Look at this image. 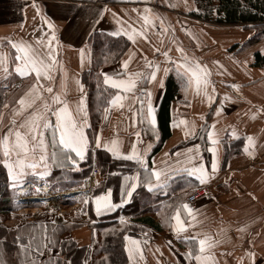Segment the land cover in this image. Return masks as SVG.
<instances>
[{"label":"crops","instance_id":"1","mask_svg":"<svg viewBox=\"0 0 264 264\" xmlns=\"http://www.w3.org/2000/svg\"><path fill=\"white\" fill-rule=\"evenodd\" d=\"M146 8L151 9V12L145 13ZM196 9L195 0H0V53L7 56L8 67L7 73L0 67V82H7L12 74L17 75L14 72L16 52L9 41L23 40L33 44L38 50H43L53 31L44 22L47 19L55 26L57 39L52 43L56 46L55 54L59 63L51 73L54 80L42 79L41 83L52 86L54 91L60 94L61 100L67 102L74 115L81 96L77 82L83 85L88 114V126L84 131L89 141L85 158L90 156L91 167L96 166L99 170L95 187L100 188L106 182L104 188L94 193V187L90 193H85L80 189L82 181L79 185L69 188L53 186L58 182L52 181L51 177L55 176L53 173L57 172L62 176L61 172L67 169L81 170L79 162L82 160L67 150H61L59 147L54 149L51 129L45 130L48 157L46 161H39V149L36 150L35 157L29 154L23 177L17 180L9 176L6 167L12 184L19 186L21 181L45 182L55 191L65 192L60 201L68 208L65 219L69 230L61 235H65L64 238L77 247H91L97 237L96 229L102 222H121L120 218L123 217V223L134 228L125 235L139 240L141 247V253H137L130 261L125 250V244L128 242L124 239L126 264H198L195 260L199 251L198 239L205 236L210 238L211 244L202 254L210 257L205 264H264V65L255 63L256 53L264 55V37L242 47L243 42L255 33L250 24L208 22L192 15ZM141 14L149 15L155 26L148 27L145 32L147 39L137 34L134 40L130 41L123 35V31H131L132 28L142 30ZM117 29L122 30L120 36L126 38L129 45L116 62L100 69L102 80L103 73L114 75L125 71L141 72L146 78H150L152 69L147 66L148 62L160 66L156 81H141L138 84V88L151 91L157 118L155 134L146 120L140 122L139 116L133 123L129 112V105H133L131 100L125 102L123 109L113 107L105 113L107 105L97 131L94 133L92 130L87 88L81 79L82 73L91 68L92 51L89 37L96 30L110 34ZM178 47L183 49V54L177 51ZM81 49L84 51L83 63ZM164 52H167L171 59H167L163 55ZM185 54L189 63L198 61L209 70L208 93L212 96L211 101L203 94L197 95L191 88L185 93L176 71V61L182 62V55ZM126 60L129 64L125 70L122 63ZM165 67L169 69L167 74L163 72ZM17 76L14 87L19 88L24 84L19 99L35 82V77L34 74L23 78ZM160 78L165 82L163 88L159 86ZM168 83L171 84L170 88H174L168 103V135L154 152L162 133L159 114ZM113 90L114 95L117 90ZM136 94L146 100L141 93ZM43 95L45 98L49 96L47 92ZM39 105L40 101H37L36 106ZM138 106L133 105L134 108ZM17 107L19 105L15 108ZM217 108L220 109L219 113ZM7 110L4 114L7 121L3 124L2 133L6 131L12 118L11 108ZM27 115L28 112H25L17 119H25ZM49 119L55 122L54 116ZM182 120L187 122L189 129L195 126L194 135L185 136V125L180 123ZM174 121L177 125L175 127ZM210 130L214 131V138L218 140L215 145L208 140L207 132ZM137 132L139 137L135 135ZM97 136L102 143L117 140L122 157L131 152L133 143L141 152L151 145L146 153L149 169L153 163L157 169H166L168 166L178 169L181 164L176 162H183L186 149L199 145L200 157L209 170L210 179L201 185L195 177L176 172L171 174L166 189L149 191L145 170L135 161L113 157L102 146L97 148ZM248 136L253 137L254 144L245 151ZM210 147L217 149L218 169L214 175H211L212 153L208 151ZM53 151L56 153L55 158L52 157ZM66 152L76 161L75 164L66 158ZM104 156L122 160L104 161ZM11 159L15 161L16 157ZM198 162L200 161L193 163ZM27 163H37V167L28 168ZM42 172L47 174L39 175ZM136 173H139V183L133 197L113 211L97 214L94 197L111 189L112 202L120 204L124 176ZM67 179L68 176L59 181H68ZM152 182L155 183L154 178ZM130 186L131 182L125 185ZM196 187H203L205 193L196 200L194 207L190 205L194 220L181 209V219L190 226L178 237L171 230L170 217L179 205L186 203V197ZM179 195L185 197L183 202L177 205L167 218L162 217L157 208L169 197ZM135 198L142 207L139 210H132ZM85 199L88 203H84ZM148 207L150 209H147ZM46 210L52 217L55 215L51 207ZM186 236H197V240H186ZM189 251L192 253L191 258L186 255ZM250 253L252 255H249ZM53 256L59 259L61 264H69L68 254L59 251L54 254L45 252L30 262L34 260L36 264H46L49 257ZM89 259L90 254L87 252L78 264H88ZM26 262L28 263V260ZM48 264L52 263L49 261Z\"/></svg>","mask_w":264,"mask_h":264},{"label":"snow or ice","instance_id":"2","mask_svg":"<svg viewBox=\"0 0 264 264\" xmlns=\"http://www.w3.org/2000/svg\"><path fill=\"white\" fill-rule=\"evenodd\" d=\"M35 6V5H34ZM151 12V9H145V13ZM39 14V9H37ZM102 16L103 13L101 12ZM142 18V30H137L132 28L131 31H123V35L131 41L134 40L135 35L144 36L149 26L154 27L153 19L150 18L147 14H141ZM44 22L47 24L49 29H52L51 35L48 37L47 43L43 46V50H38L33 44H30L26 41L13 42L9 41L12 48L15 49V67L14 72L20 77H27L31 74H34L35 82L28 89V91L21 96L17 101L19 107L12 110V118L9 120V125L7 126L6 131L0 133V151H2L3 156L5 157L4 164L8 169L9 176L13 180L22 179L24 174L25 163L28 159L29 154L35 157L36 150H40L39 161L47 160V148L45 145V137L47 129H51L52 132V147L55 149L59 147L61 150H67V152L74 153L76 157L80 160L85 159V154L89 147L88 137L84 129L88 126L87 124V111L86 103L83 94V85L78 83L79 89L81 91V96L76 104L75 115L73 111L70 110L66 101L61 100L60 94L54 91L52 86H46L44 83H41V80L44 81H53L54 77L51 75L55 71L58 60L56 56V46L52 43L55 41L56 35L54 31V24L45 19ZM99 22V21H97ZM119 23V21H117ZM161 26H163V21L161 20ZM122 34L121 29L110 33L112 36H120ZM39 43V41L37 42ZM159 51V49H156ZM178 52L183 54L182 48H177ZM264 54V53H262ZM163 55L167 59L168 53L164 52ZM84 60V51L81 49V62ZM129 61H124L122 67L126 70L128 68ZM152 71L150 72V78H146L141 72H127L116 73L110 75L108 73H103V83L110 86L113 89H116L114 95L107 101L108 108L105 109V113L108 112L110 108H120L125 107V102L131 100L133 105L138 104V108H134L133 105H129V112L131 113V119L135 123L136 118L140 117V122L143 123L145 120L154 130L157 127V118L155 108L152 104L151 91L143 88H138V84L141 81L145 83H152L157 80L158 72L160 71L159 65H154L151 62H148L147 65ZM0 67L3 68L5 73L8 72L7 67V56L3 53H0ZM169 69L167 67L163 68V72L167 74ZM176 71L177 76L181 79L182 87L187 93L188 89L191 88L197 95L203 94L211 101L212 96L208 93V85L210 80V72L206 66H202L198 61H193L189 63V58L187 55H182V62L176 61ZM164 79L160 78L159 86L164 87ZM233 87H237L233 85ZM43 90V91H41ZM215 89L213 88V91ZM47 92L49 96L44 97L43 93ZM139 92L141 96L136 93ZM37 101H40L39 107H37ZM5 108H8V105H4ZM30 110V111H29ZM25 112H28V115L25 119L18 120V117H21ZM220 112V109L217 108V113ZM54 116L55 122L53 123L49 117ZM3 119V113H0V120ZM181 124L185 125V136L190 134H195V126L191 129L188 128L186 121H180ZM173 126H177L175 121ZM139 137V133H135ZM235 135V132L233 133ZM208 140L213 144H217L218 140L215 139L214 131L207 132ZM96 147H103L108 152L112 154L113 157L121 158L122 154L119 151L118 141L113 139L110 142H101L100 137H96L95 141ZM254 144L252 136L247 137V144L245 146V151H248V147ZM151 145H148L141 152L135 143L132 144V150L129 154L124 155L122 158L135 161L140 167H142L147 173V187L149 191L153 190H163L168 186V182L171 179L172 173H186L189 177H195L201 185L206 184L210 179L209 170L205 167V164L202 162V157H200V146L194 145L192 148L186 149L184 154L183 162L177 160V164H181V167L174 169L171 166H168L162 169H157L155 164L151 169L146 162V153L150 150ZM208 151L212 153L211 159V175H214L218 169V160H217V149L215 147L208 148ZM66 152V158L71 160L75 164V160L72 159L71 155H68ZM251 154V153H249ZM55 151L52 153V157L55 158ZM167 155V154H166ZM179 155V154H178ZM15 156V161H12V157ZM200 161L198 163H193L194 161ZM189 165V166H184ZM27 167L35 169L37 163H27ZM47 167V164H45ZM18 169V171H17ZM46 172L39 173V175H46ZM154 178L155 183L152 182ZM128 182H131L130 187H125ZM139 183V173H136L132 176H124V184L121 185V203L114 204L111 199L112 191L108 189L106 193L97 195L94 197V203L96 206L97 214L101 212H110L115 210V208L120 207L122 204L127 203L130 198L133 197L134 191L137 189ZM84 203H88V200L85 199ZM181 209L191 218L195 219L192 216L193 209L188 203H182L179 205L174 212V215L170 217V227L171 230L177 234L184 232L187 227L190 225L185 224L181 219ZM121 223L124 222V218H120ZM19 242V237L16 238ZM125 241L128 243L125 244V250L128 252L129 260L132 261L134 256L137 253H141L140 241L132 239L131 237L125 235ZM186 240H197V236L184 237ZM210 238L205 236L198 239L199 251L195 256V260L198 264H205V261L209 260L210 257L202 255L206 248L211 247L209 243ZM36 241V237L32 236L29 239L28 245L20 244V249L22 253H27L31 255L33 248V243ZM52 241L47 237L45 231L42 241L40 243H35L34 250L37 253L42 254L41 249L51 250L49 244ZM170 243V242H169ZM189 258L192 257L191 251L186 254ZM249 255H252L251 253ZM30 264H36L33 260Z\"/></svg>","mask_w":264,"mask_h":264},{"label":"trees","instance_id":"3","mask_svg":"<svg viewBox=\"0 0 264 264\" xmlns=\"http://www.w3.org/2000/svg\"><path fill=\"white\" fill-rule=\"evenodd\" d=\"M197 9L192 15L198 19L217 24H250L255 30L253 36L243 42L242 47L248 46L264 37V0H195ZM89 43L92 51L91 68L82 73L81 79L87 88L88 110L92 122V130L95 133L101 121L103 110L107 107V101L111 98L114 90L103 83L100 69L103 66L116 62L127 49L129 42L123 36H112L104 31L96 30L89 37ZM255 63L264 65V55L255 54ZM18 76L11 75L7 82H0V113H3V119L0 120V133L3 129L4 114L8 108L11 111L16 107L17 99L20 96L21 87H14V82ZM167 84V91L162 99L159 114V122L162 129L159 144L154 148V152L160 146V142L168 135V103L172 97L174 88ZM7 104L8 108L4 105ZM7 115V114H6ZM104 161H120L113 157H103ZM81 170L67 169L62 171L61 175L55 172L52 181H58L54 187L69 188L79 185L82 179L87 176L91 168V157L87 156L79 162ZM98 163V162H97ZM102 172V170H101ZM68 181H59L66 179ZM25 181H21L23 183ZM106 182L99 187H95L94 193L102 190ZM16 186L9 180L6 167L4 165V156L0 151V216L7 215L15 211L20 204L16 201ZM151 199V197H150ZM150 199L147 203H150ZM185 197L183 195L169 197L167 201L161 204L157 210L162 217L167 218L172 211L181 204ZM156 200V197L154 198ZM34 204H40L35 201ZM143 206V205H142ZM132 210L141 209L138 200L132 202ZM147 209H150L149 207ZM154 209V208H153ZM134 229L131 225L119 221L102 222L96 229L97 237L93 240L91 247H77L67 238H61L60 235L69 230L68 225L60 229L59 235L55 236V246L59 245V252H65L69 257V264H78L88 252L90 259L88 264H126V254L124 250V236ZM24 228H9L0 223V254L4 264H22L20 243L17 237L27 238L22 232ZM56 235V234H55ZM53 258V259H52ZM49 257L52 264H61L59 259ZM47 260V261H48ZM48 264V263H47Z\"/></svg>","mask_w":264,"mask_h":264},{"label":"rangeland","instance_id":"4","mask_svg":"<svg viewBox=\"0 0 264 264\" xmlns=\"http://www.w3.org/2000/svg\"><path fill=\"white\" fill-rule=\"evenodd\" d=\"M6 121H7V119L6 120L4 119V121H3L4 125H5ZM17 187L18 186H16V188ZM15 191H16V189H15ZM15 193L17 196L16 201L20 205L15 211H13V212L5 215V216L1 215L0 216V223L4 224L6 227H9V228H24L25 229L24 230L25 232H22V233L25 234V237H27V238H20L19 239L20 244L22 243V244L27 246L29 239L32 236L36 237V241H34V243H33L31 255H28L27 253L21 252L22 264H28V263L30 264L31 259H35V257L41 256L43 253L45 254V252L54 254L55 251H58L59 245L55 246V243H54L55 242V236L59 235V231L63 227H60V225L54 224L53 219L58 218V217H64V220H66L65 217L67 216L68 212H65V214L60 216V214L57 212V210H54V207L51 206V211H53V213H55V215L52 217V214L48 213L46 210L47 205L54 203L51 200L46 201L45 203L39 202L40 204H34L35 201L29 200V201H31V202H29L25 198H22V197L26 196V193H23V194H19L17 192H15ZM27 193L29 195H31V193L34 194L35 191L30 190ZM20 198H22L23 200ZM36 207H40L41 211L37 212V210H35V212H34L33 208L36 209ZM52 208H53V210H52ZM47 209H48V207H47ZM71 217H72V215H71ZM64 226H66V223ZM45 231L47 233V237L52 241V243L49 244V248L51 250L49 251L47 249L42 248L41 249L42 254H40L34 250V245H35V243H40L42 241V237L44 236ZM64 236L60 235L61 238H64ZM26 260H28V263L26 262ZM49 261L50 260H48L47 263ZM0 264H4V261L2 259L1 254H0ZM43 264H45V262H43Z\"/></svg>","mask_w":264,"mask_h":264},{"label":"built area","instance_id":"5","mask_svg":"<svg viewBox=\"0 0 264 264\" xmlns=\"http://www.w3.org/2000/svg\"><path fill=\"white\" fill-rule=\"evenodd\" d=\"M98 176H99L98 168L96 166H92L88 175L83 178L82 187L80 188L81 191L85 193H90L97 183ZM30 190L35 191V193L34 194L31 193V195H29L27 192ZM17 191L19 194L26 193V196L22 198H25L28 201L33 198L35 199L37 198V199H41V201L45 203L46 201H49V199H51V201H53L54 203L47 205L46 208L51 207V206L54 207V209L57 210L60 216H62L63 214H65V212H67L68 208L66 207V204L60 201V197L65 192L64 191H54V189H52L51 186H49L46 183L33 184V183L27 182L23 184L22 186H20L17 189ZM67 192L68 191H66V194ZM203 194H204V188L196 187L187 196L185 201L186 203L194 207L196 200L199 199ZM35 210H37V212H40L41 208L40 207H36V209L33 208L34 212ZM53 222L57 225H63L66 223V220H64L63 217H58V218L53 219Z\"/></svg>","mask_w":264,"mask_h":264}]
</instances>
